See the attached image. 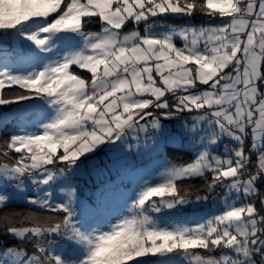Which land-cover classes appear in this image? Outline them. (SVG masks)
<instances>
[{
	"label": "snow or ice",
	"instance_id": "snow-or-ice-1",
	"mask_svg": "<svg viewBox=\"0 0 264 264\" xmlns=\"http://www.w3.org/2000/svg\"><path fill=\"white\" fill-rule=\"evenodd\" d=\"M0 264H264V0H0Z\"/></svg>",
	"mask_w": 264,
	"mask_h": 264
},
{
	"label": "rangeland",
	"instance_id": "rangeland-1",
	"mask_svg": "<svg viewBox=\"0 0 264 264\" xmlns=\"http://www.w3.org/2000/svg\"><path fill=\"white\" fill-rule=\"evenodd\" d=\"M176 20L169 21V23L179 24V23L176 22ZM183 23H185V22H183ZM183 23H181V24H183ZM205 211H211V206L201 207V208H191V207H189V208L185 209V212L188 215L197 214V213H203Z\"/></svg>",
	"mask_w": 264,
	"mask_h": 264
},
{
	"label": "trees",
	"instance_id": "trees-1",
	"mask_svg": "<svg viewBox=\"0 0 264 264\" xmlns=\"http://www.w3.org/2000/svg\"><path fill=\"white\" fill-rule=\"evenodd\" d=\"M176 22L179 23V24H181V23H183V22H185V21H184V20H181V19H177ZM197 22H198V21H197Z\"/></svg>",
	"mask_w": 264,
	"mask_h": 264
}]
</instances>
